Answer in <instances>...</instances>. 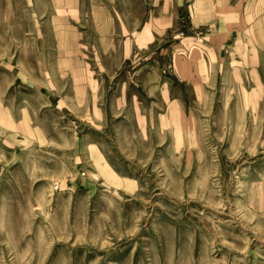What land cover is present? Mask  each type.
<instances>
[{
	"label": "rangeland",
	"instance_id": "obj_1",
	"mask_svg": "<svg viewBox=\"0 0 264 264\" xmlns=\"http://www.w3.org/2000/svg\"><path fill=\"white\" fill-rule=\"evenodd\" d=\"M0 264H264V0H0Z\"/></svg>",
	"mask_w": 264,
	"mask_h": 264
},
{
	"label": "crops",
	"instance_id": "obj_2",
	"mask_svg": "<svg viewBox=\"0 0 264 264\" xmlns=\"http://www.w3.org/2000/svg\"><path fill=\"white\" fill-rule=\"evenodd\" d=\"M92 17H94V15H92ZM97 21V19L95 20V22ZM95 25V27H96V30L98 29V28H101L103 31V33H108L109 32V34H111V32H112V27H116L113 23H112V21H111V18L108 16V18H106V20H105V24H103L102 26L100 25L99 26V24H97V23H95L94 24ZM115 31L114 32H116V29H114ZM41 34H43L42 32H41ZM41 34H39V33H37L36 35H41ZM84 35L85 36H88V31H86V30H84ZM106 36V35H105ZM41 38H42V36H40ZM45 46H47L46 45V42H45ZM41 53L43 54L44 53V51H41ZM94 65H95V67H91V69H93V70H100V63L99 62H97L96 61V63H94ZM189 62L187 61L186 63H185V66L186 67H189ZM186 69V68H185ZM187 70V69H186ZM81 76V75H80ZM162 81V80H161ZM153 84V91L155 90V88H157V89H159V94L160 95H164V93H166V88H165V84H164V82H163V84H162V86H161V83L159 82V81H157V79L156 80H154V82L152 83ZM159 84V85H158ZM156 86V87H155ZM159 87V88H158ZM80 94L82 93V92H79ZM79 100H82L83 99V96H80L79 98H78ZM85 100H87V99H85ZM20 116L22 117V121L21 122H23V117H28L27 116V113L25 112V110H22V112H21V114H20ZM98 157V156H97ZM105 162V160L103 161V163ZM103 163H101V164H103ZM106 165L107 166H104V171L105 172H107L108 174H111V170H110V167L108 166V164L106 163ZM112 173H115L113 170H112Z\"/></svg>",
	"mask_w": 264,
	"mask_h": 264
}]
</instances>
